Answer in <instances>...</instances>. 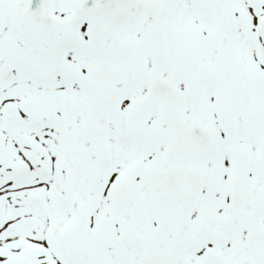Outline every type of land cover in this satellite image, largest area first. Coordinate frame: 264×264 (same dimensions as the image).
Segmentation results:
<instances>
[{"label": "snow or ice", "instance_id": "1", "mask_svg": "<svg viewBox=\"0 0 264 264\" xmlns=\"http://www.w3.org/2000/svg\"><path fill=\"white\" fill-rule=\"evenodd\" d=\"M0 264H264V0H0Z\"/></svg>", "mask_w": 264, "mask_h": 264}]
</instances>
